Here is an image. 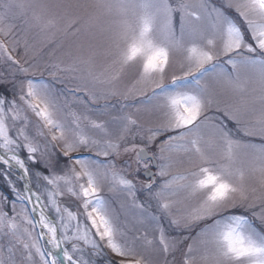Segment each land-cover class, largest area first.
<instances>
[{
    "label": "snow or ice",
    "instance_id": "6c2138e0",
    "mask_svg": "<svg viewBox=\"0 0 264 264\" xmlns=\"http://www.w3.org/2000/svg\"><path fill=\"white\" fill-rule=\"evenodd\" d=\"M28 7L20 0H0V59L15 65L22 74H28L30 66L13 55L19 41L11 39L15 26L5 21L14 10L24 12ZM40 7L43 14L33 12L31 26L46 33L52 42L57 33H71L77 40L65 53L67 63L50 65L55 69L49 73L51 80L33 70L19 83L17 98L7 100L0 95V163L5 166L0 175L8 181L14 197L11 215L0 208V264H37L35 258L38 264H94L85 258L81 243L93 250L92 256L102 254L101 244L116 256L135 255L139 236L130 235V229L115 222L109 202L101 195L105 180L113 190L129 194L139 212L138 222L159 225L167 217L171 226L189 232L172 244L176 248L183 241H196L195 249L188 245L183 264H194L197 259L201 264H264V209L252 213L261 227L246 213L235 211L245 205L252 208L254 200L264 201V0H225L219 6L213 0H179L176 5L169 0H84L57 5L60 11L51 15L47 5ZM231 10L236 17L230 15ZM177 11L179 32L173 17ZM177 52L183 55L181 70L169 75ZM99 58L106 62L102 73L94 71ZM130 69L135 74L133 83L139 87L129 89L124 99L131 95L138 104L136 111L159 123L147 128L149 135H141V144L133 143L123 152H134L135 163L146 173L150 164L157 168L142 182V188L156 202L158 215L137 199L136 183L117 170L114 162L102 165L90 157L70 156L81 149H96L98 157L119 156L121 143L134 127L140 128L131 114L113 117L118 126L113 139L108 122L90 119L73 109L74 104L85 103L81 94L90 100L120 95L115 85ZM240 69L254 72L255 80H241ZM58 73H67L68 79L81 84L57 87L64 83ZM249 83L254 85L250 89ZM217 84L233 93L225 116L235 123L237 132L258 136L260 143L234 138L226 124H208L213 119L208 110L219 104ZM29 112L36 119L34 135H29ZM251 113H258L254 122L247 119ZM18 122L22 124L17 128ZM202 126H209L210 134L205 135ZM88 128L104 138L90 135ZM12 129L15 136L10 134ZM162 134L168 135L157 145ZM57 143L63 156L73 161L63 174L53 171L59 166L52 151ZM220 144L225 148L217 155ZM153 145L157 151L150 153ZM21 150L26 151V160L21 158ZM245 161L259 189L246 184ZM28 164L38 169L34 176L38 187L43 181L42 193L33 191L27 182L18 189L9 179L10 170L17 168L19 178L27 181ZM177 166L184 167L172 171ZM157 177L161 178L159 184ZM65 193L80 201L82 212L60 203ZM193 199L197 205L188 214L173 212L176 208L178 213L185 201ZM7 201L6 196L0 198V203ZM37 227L40 231L35 234ZM196 227L199 231L192 237L191 230ZM159 231L160 244L168 253L162 226ZM68 244L70 250L65 246ZM193 251L199 256H192ZM108 264L117 262L109 260ZM119 264L150 262L141 255Z\"/></svg>",
    "mask_w": 264,
    "mask_h": 264
},
{
    "label": "rangeland",
    "instance_id": "374dc122",
    "mask_svg": "<svg viewBox=\"0 0 264 264\" xmlns=\"http://www.w3.org/2000/svg\"><path fill=\"white\" fill-rule=\"evenodd\" d=\"M26 5L30 7L26 8L24 12H21L19 9L14 10V15L5 21L6 24L14 25L13 35L11 37L12 40H18L17 52H14L13 55L21 61V63L27 62V65L30 66V71L28 74H22L16 71V66L12 65L10 62H5V60L0 59V95L4 96L7 100H12L17 98L19 95V83L24 79L25 75L31 76L33 70L36 75L39 76L42 72L43 78L46 80H51L52 77L49 75L51 71H55V69L51 68L50 65L54 63H67L68 58L65 53L75 45L77 38L73 36L71 33H57L55 37V42H52L47 39L46 33L41 32L38 27L31 26L32 21L31 17L33 12L37 14H43V10L40 5L48 6V14L51 15L54 12L60 11L56 6L57 5H65L69 3H78L84 2V0H20ZM170 3L176 5L179 0H169ZM190 2H194V0H190ZM219 6L221 3L225 2V0H213ZM230 15L236 17V13L234 10L230 11ZM174 24L177 32H179V12H175L173 14ZM239 23L242 24L238 20ZM3 39V37H0ZM26 42V44H25ZM183 62V55L181 53L173 54V61L171 66L168 69V74L172 73L179 74L181 70V64ZM105 64L103 58H99L96 62V66L94 71L97 73H102L105 71ZM227 71H231L230 66L227 67ZM240 77L241 80L248 79L250 81L255 80V74L251 70L240 69ZM59 76L64 78L63 84H58L57 87H67V88H75L78 84H81L78 80H70L68 79L69 74L67 73H58ZM135 74L130 69L117 84L115 85L116 90L120 93L117 96H111L107 98L98 97L96 100H90L83 94H81V99L85 101L83 104H74L73 109L82 115H87L90 119L98 120V121H106L108 122V128L112 131L113 139L118 135V126L112 122V118L116 116H120L124 113L131 114L134 119H137L140 128H133L131 133L128 135L127 140L121 143V153L119 156L110 155L109 157L96 156V149H81L78 153H70V156H81V157H90L94 160H99L101 164H107L109 161H112L116 165L117 170H123V174L127 175L129 179H133L134 183H136V196L137 199L144 203L145 208H148L149 211L153 212V214H159L156 212V202L154 200L149 199L148 193L146 190L142 188V182L144 178L141 175V171L143 169L142 166L138 168L135 163V153L129 152L124 153L123 148L127 147L133 143L141 144L142 141L140 139L141 135L147 137L149 135L147 128L155 127L159 121L155 118L148 119L142 113H138L136 108L138 104L133 102V98L131 95L128 96V99H124L125 93H128L129 89L138 88L139 85H134ZM3 85V86H2ZM252 83L248 84L249 89L253 87ZM100 87V86H97ZM215 94L216 99L219 101V104H213V106L208 110L207 115L212 117L213 119L208 122L211 123H223L227 125V128L232 131L234 138L242 139V140H251L255 143H260L259 137H245L242 132L236 131V125L234 122L228 120L227 116H225L224 112L226 109V105L232 100L233 93L230 89L222 84L215 85ZM19 102V101H18ZM107 105V107H105ZM121 105H127L125 107H121ZM257 107H259L257 105ZM219 109V110H218ZM30 120L31 125L29 126V135H34V126L36 124L35 117L29 112L27 113ZM258 113H251L248 116L249 122H254ZM63 118V117H62ZM9 124L11 125V120H9ZM22 122H18L16 127H20ZM202 132L205 135L210 134L212 129L209 126H202ZM88 133L93 136H97L98 138L103 139L96 130L88 128ZM11 135L15 136V129H12L10 132ZM168 134H162L156 141L158 145L160 141L166 138ZM134 137V138H133ZM44 141L41 139V143ZM61 145L54 144L52 151L59 158V166L55 168L57 174H63L67 171V168L73 164L72 160L64 157L61 152ZM225 146L220 144L217 148V155H222ZM149 152H156L157 148L155 145L149 147ZM20 156L22 159L27 158V153L25 150L20 151ZM39 157V153H37ZM147 163V162H144ZM131 164L129 168L127 165ZM186 166V165H185ZM246 170L245 182L250 188L259 189L258 180L256 177L247 170L248 163L244 162L242 165ZM30 170V183L33 191L43 192V181H40V186L38 187L37 181L35 179L34 173L38 169L33 167L31 164H28ZM184 166H177L173 168L172 171L182 170ZM5 166L0 163V170H4ZM157 171V168L155 172ZM45 174L48 172L45 170ZM20 175L15 172L13 169L10 170L9 179L16 185L18 189H23V184ZM159 177H157V183L160 182ZM63 184L61 188H63ZM6 189L9 191L4 192ZM259 191L257 195H259ZM101 195L109 202L112 210L113 216L115 218V222L117 225L126 227L130 229V235L139 236V239L135 242V255L132 256H116L111 252V250L102 247V254L99 256H92L91 252L93 251L90 247H85L81 243V247L84 248L85 258L93 261L94 264H108V261H115L119 264V261H135L141 255L144 256L150 264H183L184 255L187 251L188 245L193 244L194 249L197 247L196 241L189 239L183 241L176 248L172 247V244L175 240L180 239L183 236L189 235V232L183 227L177 229L174 226L169 224V218L165 217L160 222L159 225L154 222L145 221L143 223L138 222L137 217L139 216V212L132 206V199L127 192L120 190H113L111 183L108 180L102 182V191ZM8 197L7 203H0V208L8 211L9 215H11V201L14 198L11 187L8 184V181L5 179L3 175H0V198ZM46 199V196H45ZM60 203L68 206L72 211H81L79 208L80 201H78L75 197H72L65 193L63 197L60 198ZM253 207L248 208L246 205L244 207H239L235 209L237 212L246 213L250 218H252L257 225V227H261L260 220L252 217V213H260L262 209H264V201L262 200H254L252 201ZM197 205V200H188L185 201L184 205L180 207L179 212L177 213L176 208L173 209V212L178 215H186ZM17 210L19 211V205ZM54 217V213H50ZM55 218V217H54ZM163 227L165 241L169 244V252L165 253L163 250V245L160 244V231L159 228ZM203 225L201 224L200 227ZM199 231V227L193 228L191 230L190 235L192 237H196L197 232ZM35 234L37 231L35 230ZM6 239V238H4ZM98 239V238H97ZM151 241V243H148ZM3 240H0V246H2ZM66 247L71 249V245H65ZM21 251L17 252V259H21ZM6 255V252H5ZM78 255V254H77ZM192 256H199V253L193 251ZM38 264V258H35ZM194 264H201L199 259L194 261Z\"/></svg>",
    "mask_w": 264,
    "mask_h": 264
},
{
    "label": "water",
    "instance_id": "95a60500",
    "mask_svg": "<svg viewBox=\"0 0 264 264\" xmlns=\"http://www.w3.org/2000/svg\"><path fill=\"white\" fill-rule=\"evenodd\" d=\"M152 167L155 168L154 165H152ZM13 169H14L16 172H18L19 175H21V172H20L19 169H17V168H13ZM151 173H154L153 169H149V172H148V173H146L145 171L142 172V174H143L146 178H150V174H151ZM21 181H22V184H23V185H24L26 182L29 183V186L32 188L31 183H30V178H28L27 181H25V180H21ZM49 215H50V217L54 218L51 214H49ZM57 255H59L58 252H57Z\"/></svg>",
    "mask_w": 264,
    "mask_h": 264
},
{
    "label": "bare ground",
    "instance_id": "6f19581e",
    "mask_svg": "<svg viewBox=\"0 0 264 264\" xmlns=\"http://www.w3.org/2000/svg\"><path fill=\"white\" fill-rule=\"evenodd\" d=\"M29 208L31 207V206H28ZM34 214V217H35V219L37 218V215L35 214V213H33Z\"/></svg>",
    "mask_w": 264,
    "mask_h": 264
},
{
    "label": "flooded vegetation",
    "instance_id": "af4514ba",
    "mask_svg": "<svg viewBox=\"0 0 264 264\" xmlns=\"http://www.w3.org/2000/svg\"><path fill=\"white\" fill-rule=\"evenodd\" d=\"M148 162V161H147ZM146 182V181H145Z\"/></svg>",
    "mask_w": 264,
    "mask_h": 264
},
{
    "label": "trees",
    "instance_id": "16d2710c",
    "mask_svg": "<svg viewBox=\"0 0 264 264\" xmlns=\"http://www.w3.org/2000/svg\"><path fill=\"white\" fill-rule=\"evenodd\" d=\"M3 86V85H2Z\"/></svg>",
    "mask_w": 264,
    "mask_h": 264
}]
</instances>
